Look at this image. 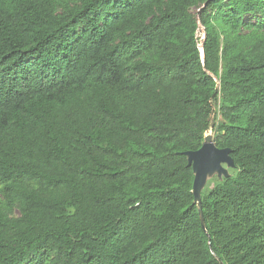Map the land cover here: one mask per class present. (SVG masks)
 I'll use <instances>...</instances> for the list:
<instances>
[{
  "label": "trees",
  "instance_id": "trees-1",
  "mask_svg": "<svg viewBox=\"0 0 264 264\" xmlns=\"http://www.w3.org/2000/svg\"><path fill=\"white\" fill-rule=\"evenodd\" d=\"M0 264H264V0H0Z\"/></svg>",
  "mask_w": 264,
  "mask_h": 264
},
{
  "label": "water",
  "instance_id": "water-1",
  "mask_svg": "<svg viewBox=\"0 0 264 264\" xmlns=\"http://www.w3.org/2000/svg\"><path fill=\"white\" fill-rule=\"evenodd\" d=\"M231 149L228 147L218 148L213 141V136L208 132L197 150L185 151L187 166L191 167L193 183L191 192L193 204L197 207L201 226L204 228V220L201 206V192L207 181L216 176L218 179L228 178L229 169L235 167L230 156Z\"/></svg>",
  "mask_w": 264,
  "mask_h": 264
},
{
  "label": "rangeland",
  "instance_id": "rangeland-1",
  "mask_svg": "<svg viewBox=\"0 0 264 264\" xmlns=\"http://www.w3.org/2000/svg\"><path fill=\"white\" fill-rule=\"evenodd\" d=\"M194 12H195V10H193ZM197 37H198V39L201 41L202 40V38H203V28H202V26L201 25H199V28H198V30H197ZM211 134H213L212 133V130H210L209 131ZM234 170L233 169H229V173H231V174H234ZM216 182V177L214 176V177H212V178H210L208 181H207V183H206V185L205 186H207V187H211V186H213V184Z\"/></svg>",
  "mask_w": 264,
  "mask_h": 264
}]
</instances>
